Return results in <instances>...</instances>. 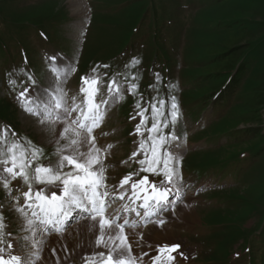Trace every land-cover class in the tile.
<instances>
[{
  "label": "rangeland",
  "instance_id": "1",
  "mask_svg": "<svg viewBox=\"0 0 264 264\" xmlns=\"http://www.w3.org/2000/svg\"><path fill=\"white\" fill-rule=\"evenodd\" d=\"M86 3L87 13L82 16L69 8L68 0H0V43L4 42L0 44V115L25 137L41 145L39 139L32 135L31 128L26 127L27 117L22 116L18 107L11 111L8 105L15 103V100L8 88L7 74L12 72L15 78L23 80V75L16 73L20 68L27 67L21 58V51L30 60V71L41 78L46 73L44 56L47 52H51L50 56H57L55 52L64 48L65 53L71 54L69 59L75 58L77 63L82 60L79 68L82 73L88 68L93 69L98 62L107 65V61L128 50L127 55H120L115 63L106 69L101 67L99 71L101 74L113 71L121 74L141 72L139 86L145 88L147 99L155 94L149 90L148 96L147 87L151 80L155 82L148 69L160 74L162 61H167L171 76L175 74L174 84L178 87V79L182 77L186 85L178 94L181 104L186 97L202 99L203 85L224 76L223 71L215 67L236 57L232 66L239 65L240 61L247 65L242 75L245 83L243 93L240 89L227 87L226 94L234 105L230 115L209 130L213 136L205 137L208 132L205 126L221 116L218 112L213 114L212 109L205 111L201 119L180 117L183 131L175 130L180 138L181 155L187 154L188 157L185 167H182L185 197L176 205L175 214L168 212L164 215L167 220L164 227L173 233L170 236L161 235L159 240L154 241L150 234H154V227L158 225L136 229V233H143V241L140 247L133 242V255L139 257L142 252H150L151 257L155 248L147 245L176 241L180 244L179 251L187 257L185 260L174 254L176 264H263L264 250H259V243L264 236L254 240V243L250 236L258 224L264 223V0H86ZM245 31L256 33L245 35ZM240 36L242 41L253 40L237 49L229 48L233 47L229 44H236ZM15 40L20 42L22 48ZM133 58H139L141 63L133 69L126 68ZM117 65L122 69H117ZM78 77V74L72 75L70 80L77 84ZM163 83L161 80L159 92L167 100L169 90L164 88ZM245 93H248L247 101ZM258 93L261 104L250 107V100ZM171 94H175V91ZM129 98L119 106L124 114L115 106L109 110L105 132L100 130L106 135L100 134L97 140L100 146H105L104 142H99L102 139L114 142L110 143L113 147L109 150L114 151L109 153L112 158L108 157L106 161L113 176L137 168V165L131 167L135 162L129 161L133 146L137 147L133 143L136 136L131 134L134 132L131 128L138 118L131 119L134 112L128 118L125 107L130 109L136 103L135 98ZM232 128L248 130L214 135ZM45 147L44 151L48 152L45 154H51L53 147ZM249 149L261 152L253 156H257L255 164L240 165L243 170L235 171L236 175L222 177L219 185L216 175L198 179L199 176L194 174H202L201 165L210 163H216L215 171L218 173L225 169V165L234 163L238 154H246ZM124 161L128 162L122 163ZM115 163L127 166L117 169ZM113 180L116 182L117 179ZM203 181L206 185L200 186ZM215 185L216 188L227 189L209 193V189L215 188ZM0 190V203L7 204L4 191ZM9 215L5 212V216ZM15 223L13 219L9 229L14 233L18 231ZM83 224H72L67 230L68 234L63 237H49L48 243L42 246L43 264H55L50 250L56 248L57 255L63 257L61 248L64 246L69 251L75 249L70 264H82L80 256L92 250L89 244L95 238L85 234L81 227ZM205 234L209 235L202 237ZM129 239L135 241V234L130 232ZM249 241L253 245L247 248ZM203 244L208 245V254H204ZM232 251L241 253V256L235 258L233 255V260L230 257ZM150 257L143 259L150 261Z\"/></svg>",
  "mask_w": 264,
  "mask_h": 264
},
{
  "label": "snow or ice",
  "instance_id": "2",
  "mask_svg": "<svg viewBox=\"0 0 264 264\" xmlns=\"http://www.w3.org/2000/svg\"><path fill=\"white\" fill-rule=\"evenodd\" d=\"M45 59L43 81L26 68L16 73L23 75V80L12 72L7 74L9 91L22 116L29 118L26 127L41 145H51L53 151L46 155L44 147L0 121V189L7 201L0 203V264H43L42 246L51 234H68L74 214L77 223L84 222L81 227L85 234L95 237L89 244L92 250L80 256L82 264H143V257L149 253L133 255V242L140 247L143 241V233L135 230L149 223L164 226V213L176 211L171 197L175 194L181 199L185 186L183 157L177 151L180 138L175 132L182 112L177 96L171 94L177 86H167L166 100L158 87L162 77L154 73L155 82L149 85L155 93L152 99L144 102L143 96H138L131 116L133 120L140 118L131 133L138 137L133 142L137 147L129 157L138 168L118 184L109 185L106 161L113 145L100 146L95 133L109 110L123 102L126 94L138 95L142 73H116L106 79L107 73L98 69L108 65H97L80 77L74 94L69 95L70 77L78 70L75 58L57 54ZM140 63L139 58H133L126 68ZM14 181L27 190L14 188ZM118 200L123 203L113 208ZM13 219L18 224L16 234L9 230ZM130 232L135 234V241L129 239ZM179 249V244L158 245L156 255L150 257L151 264H176V255L186 260ZM50 252L55 264H61L62 259L63 264H70L75 249L69 251L64 246L63 257L54 247Z\"/></svg>",
  "mask_w": 264,
  "mask_h": 264
},
{
  "label": "bare ground",
  "instance_id": "3",
  "mask_svg": "<svg viewBox=\"0 0 264 264\" xmlns=\"http://www.w3.org/2000/svg\"><path fill=\"white\" fill-rule=\"evenodd\" d=\"M68 1H69V5H70L69 8H71V10L75 14H81L83 16V15H85L87 13V3H86V0H68ZM28 119L29 118H26L25 121H28ZM153 232H154V234H150V235H152L151 237L154 239V241L156 239L159 240V237L161 235L170 236L173 233V232H170V230H168V228H165L164 226H162V227L161 226L154 227V231Z\"/></svg>",
  "mask_w": 264,
  "mask_h": 264
},
{
  "label": "trees",
  "instance_id": "4",
  "mask_svg": "<svg viewBox=\"0 0 264 264\" xmlns=\"http://www.w3.org/2000/svg\"><path fill=\"white\" fill-rule=\"evenodd\" d=\"M244 33H245V35H250V34H252V35L254 34L255 35L256 32H254V31H250V32L249 31H245ZM241 36L236 39L237 40V41H235V42H237L236 44H229V46H233V47H229V48L234 50V49H237V48L241 47L243 44L245 45V43H248V42L253 40V39H248L247 41L246 40L242 41V37ZM255 38L256 37H254V39ZM235 59H236V57H235ZM235 59H233L231 62L230 61H226L224 63H220L219 65H217L215 67V69L218 70V71L219 70H221V71L229 70V69H231L233 63L235 62ZM259 95H260L259 93L257 95L255 94V98L253 100H250V107L251 106L252 107H256L257 104H258L257 106H259V104H261V100H260L261 99L260 98L261 95L260 96Z\"/></svg>",
  "mask_w": 264,
  "mask_h": 264
}]
</instances>
